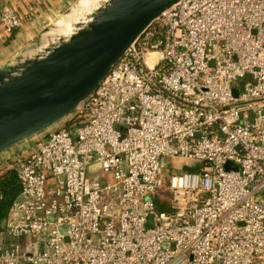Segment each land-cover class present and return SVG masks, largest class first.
<instances>
[{"label":"built area","instance_id":"1","mask_svg":"<svg viewBox=\"0 0 264 264\" xmlns=\"http://www.w3.org/2000/svg\"><path fill=\"white\" fill-rule=\"evenodd\" d=\"M5 170L0 264H264V0L173 4Z\"/></svg>","mask_w":264,"mask_h":264},{"label":"water","instance_id":"2","mask_svg":"<svg viewBox=\"0 0 264 264\" xmlns=\"http://www.w3.org/2000/svg\"><path fill=\"white\" fill-rule=\"evenodd\" d=\"M179 1L75 0L24 39L0 61V155L72 114L146 28Z\"/></svg>","mask_w":264,"mask_h":264},{"label":"crops","instance_id":"3","mask_svg":"<svg viewBox=\"0 0 264 264\" xmlns=\"http://www.w3.org/2000/svg\"><path fill=\"white\" fill-rule=\"evenodd\" d=\"M74 1L75 0H3V5L11 8L20 18V27L11 35H7L0 29V61L11 53L18 43L32 36L38 29L44 26L49 19L64 11Z\"/></svg>","mask_w":264,"mask_h":264},{"label":"trees","instance_id":"4","mask_svg":"<svg viewBox=\"0 0 264 264\" xmlns=\"http://www.w3.org/2000/svg\"><path fill=\"white\" fill-rule=\"evenodd\" d=\"M14 32V31H13ZM13 34V33H12ZM0 221L6 215L9 204L19 196V186L16 183L13 170H5L0 173ZM3 226L0 223V230Z\"/></svg>","mask_w":264,"mask_h":264},{"label":"rangeland","instance_id":"5","mask_svg":"<svg viewBox=\"0 0 264 264\" xmlns=\"http://www.w3.org/2000/svg\"><path fill=\"white\" fill-rule=\"evenodd\" d=\"M20 43H18L17 45H19ZM197 164L201 165V161L180 159V158H166L164 161L163 174H164V176H168L169 173H177L178 171L181 172V171L186 170V168L194 167ZM159 197H163V194H157V198H159ZM162 208H165L164 205L158 204L157 209L160 210ZM26 242H27V244L30 242V239L28 237L26 238Z\"/></svg>","mask_w":264,"mask_h":264}]
</instances>
